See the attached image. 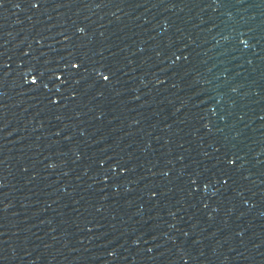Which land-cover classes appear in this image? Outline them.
Here are the masks:
<instances>
[{"label":"water","instance_id":"obj_1","mask_svg":"<svg viewBox=\"0 0 264 264\" xmlns=\"http://www.w3.org/2000/svg\"><path fill=\"white\" fill-rule=\"evenodd\" d=\"M0 264H264V0H0Z\"/></svg>","mask_w":264,"mask_h":264}]
</instances>
